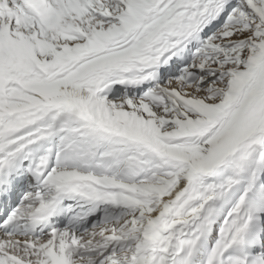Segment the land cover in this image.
I'll use <instances>...</instances> for the list:
<instances>
[{
	"label": "snow or ice",
	"instance_id": "6c2138e0",
	"mask_svg": "<svg viewBox=\"0 0 264 264\" xmlns=\"http://www.w3.org/2000/svg\"><path fill=\"white\" fill-rule=\"evenodd\" d=\"M0 264H264V0H0Z\"/></svg>",
	"mask_w": 264,
	"mask_h": 264
}]
</instances>
